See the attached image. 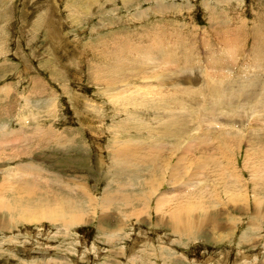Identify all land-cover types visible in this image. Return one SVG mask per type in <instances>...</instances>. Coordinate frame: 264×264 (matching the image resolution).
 Segmentation results:
<instances>
[{"label": "rangeland", "instance_id": "1", "mask_svg": "<svg viewBox=\"0 0 264 264\" xmlns=\"http://www.w3.org/2000/svg\"><path fill=\"white\" fill-rule=\"evenodd\" d=\"M227 121L243 140L206 141ZM194 137L206 150L190 149L205 162L196 178L234 162L244 185L213 200L197 191L190 219L221 213L189 236L167 225L169 204L193 190L185 179L150 181L113 154L178 143L179 158ZM262 140L264 0H0V264H264ZM39 199L78 219L32 220Z\"/></svg>", "mask_w": 264, "mask_h": 264}, {"label": "bare ground", "instance_id": "2", "mask_svg": "<svg viewBox=\"0 0 264 264\" xmlns=\"http://www.w3.org/2000/svg\"><path fill=\"white\" fill-rule=\"evenodd\" d=\"M245 83H247V82H245ZM239 87H242V86H239ZM216 94H217V92H216ZM212 107H214V106H212ZM254 111H255V109H254ZM173 117L174 116H172L170 119H166V120H169L172 123H177V121L174 120L175 117L174 118ZM225 125H227L226 126L227 130L218 132V136L219 137H210L209 136L210 138L208 137V138H205V139H206V141L212 143V145H214V146H218L220 148H222L224 146H229L231 149H233L237 145V143L244 137V135H241L240 133H238L237 131H235V130L232 129V127H236V125H235L234 122L231 123V124H229V122L227 121V124H225ZM223 129H224V127H223ZM161 133L162 134H165V135L166 134L169 135L170 132H168V131H161ZM213 142H215V143H213ZM259 143H261L260 145L264 148V144H263L264 141L263 140L262 141H259ZM141 144L144 145L143 148H139L137 146V143H133V142H130V141L123 142L122 143V146L118 147L114 151V154H113L114 160L117 162L118 159L121 160L122 158H124L125 159L124 164L125 163H128L129 167H132L133 168V167L139 166L136 169H142V168H145L146 167L145 169L148 170V173L147 172H142L141 173V177H142V179H144V181L142 182L144 185L146 184V181L149 179V178H146V176H145L146 173L149 175L150 181L153 180V177H158V181H159L160 178H159V175L157 173L162 174L163 172L166 173V171H168L169 174H170L169 175L170 178L167 179L166 182H168L169 184H172V183L174 184V183H179L180 182L179 180H184L185 179V181H183V183H182L183 184V187L185 189H189V190L193 189L190 193L188 192L189 193L188 195H186V194L182 195L183 196V199L182 200H179V201L174 200V202L177 201V204L176 203H172V202L169 204V207L167 209L170 212L171 217H170V221L169 220L167 221V225L172 229V231H174L175 233H186L187 235L191 236V234L194 235L195 232L198 231V229H199V227L201 225H206L208 227H216V226H218V215H219V213H221V211H217L216 214H215V216H213V215L211 216V214L205 213V210H204L201 213L202 214V217L199 216L200 218H196L198 216H195L193 219H190V217H191L190 215L192 213V208H194V209L195 208L196 209H200L201 208V210H202V206L204 204L201 200H198V199L195 200L197 198V196H199V194L197 193V191H199L200 193H202L204 195V199H205V196H208L209 195L210 198H212V200L215 197L214 194L217 193V189L222 191L223 196L225 198L226 197H232V196L236 197L237 195L240 196L241 187L244 185V183H243V179L241 178V176L238 175V173H237V171L235 169V163L234 162H229L227 164V166L224 168V167H219L216 164V161L215 160H211V164L213 166H216L217 165V167H219V168L212 169L204 177L196 178V177H199L200 176V174H201V172H202V170H203V168L205 166V162L201 158H199V159H192L191 158L190 149L194 145V146H196V149L198 151H200L201 153L206 152V150L204 148H202V147L199 146V144H198V142H197V140H196L195 137H194V139L192 141H190L186 145V147L183 149V152H182V154H181V156L179 158H177L176 155H175L177 153V151L180 149V144H178V143H172L170 145L171 151L169 150L170 151L169 154L166 153V152H164L166 148H164L163 145L156 146V145H147V143H141ZM252 144H253V142H251L249 146L252 147ZM141 150H142V154L140 153ZM162 152H163V154H161ZM235 153L236 152L234 150H232V152L231 153H228V154L233 157ZM261 153L264 154V150H261ZM164 154H167V157H165L166 155H164ZM260 164L264 165V159L260 162ZM155 171L157 173H154ZM138 172L139 171H136V172L132 171V173H135V174L138 173ZM32 174L33 173L29 172L28 173V176L30 175V176H33L34 178H37L35 175H32ZM151 175L153 177H151ZM21 176L22 175H20V177ZM136 176H138V175H136ZM20 177H19V179L22 180V178H20ZM205 177H207L208 180L210 179L211 182H209V181L207 182V180L205 181V179H204ZM129 179H131V178H129ZM164 179H166V178H164ZM261 179H262V182H264V177H262ZM26 180H28V179L25 177L24 178V181H26ZM255 181H257V180L254 178V182ZM29 182L30 181H28V186H29ZM33 183H35V182H33ZM219 183H223V186L226 185L227 188L226 187H222L221 188V185H219ZM19 184H22L21 181H19ZM37 185L39 186V184H37ZM78 186H80V184ZM17 187H20V185L19 186L17 185ZM30 187H28V189L24 187L25 188V191L28 194L30 192L29 191V188ZM120 187L122 189L123 188H126V187H130L129 182L126 183V184H122V185L117 184L116 189L119 190ZM155 188H156V186L154 187V189ZM85 189L86 188H84L82 190H85ZM224 189L226 190L225 193H224ZM186 191H188V190H186ZM15 193H17V192H15ZM87 193L89 195V192H87ZM179 193H181V192H179ZM129 195H130V193H128V196ZM150 195H153V194H150ZM111 197L114 198V199L116 198L117 201L125 202V203L129 199V197L126 198L127 195L125 193H123V196H121L120 193L117 190L114 192V194ZM111 197L108 198V199H104L103 205H105L107 202H109L110 200H112ZM143 198L145 200V195H144ZM192 198L194 199L195 204H194V201H193ZM91 199H92V197H91ZM243 199L244 198L242 196V200ZM39 201H40V199L38 200V202L36 203V205L39 206L40 209H38L37 212H35L34 214H32L33 216H35V218H32V220H34V221H38L39 217H37V216L43 217L45 215H47L48 217H51V218H56V217L61 218L62 219V223H66V224L69 223V222L72 223L73 221L75 222L76 219H78V215H77L78 213L73 212V214H70V216L68 215V217H70V219H69L70 221L67 222V220L64 219L65 218L64 212L63 213H59L55 209V206L48 207L45 204L43 205V203H42V205H38ZM166 201H167V199H166ZM214 202H215V200H214ZM254 202H255L254 203L255 205H258L259 204L258 199L257 200L255 199ZM91 203H92V200H91ZM93 203H95V202H93ZM93 203H92V205H93ZM199 203H201V204H199ZM158 204L159 205H158L157 209L159 208L158 209L159 210V213H161L160 211L163 210L162 208H164L163 207V204L165 205L167 203H164V200L163 199H160V200H158ZM62 205H63V203H62ZM246 207H247V205H246ZM26 208L27 207H25V206L22 209L20 208L21 211L19 213H22L23 219L28 220V218L31 217L30 216V212H32L33 210L29 212V211L26 210ZM37 208L38 207H36V209ZM165 208H166V206H165ZM168 211H167V213H168ZM162 212H164V210ZM167 213H165V214H167ZM65 214H66V212H65ZM160 219H162V217ZM28 221H31V220L29 219Z\"/></svg>", "mask_w": 264, "mask_h": 264}]
</instances>
